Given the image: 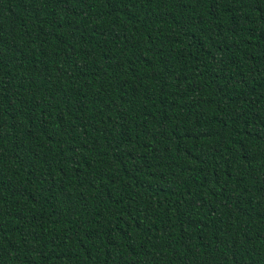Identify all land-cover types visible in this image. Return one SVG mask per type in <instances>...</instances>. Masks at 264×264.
<instances>
[{
    "label": "trees",
    "instance_id": "16d2710c",
    "mask_svg": "<svg viewBox=\"0 0 264 264\" xmlns=\"http://www.w3.org/2000/svg\"><path fill=\"white\" fill-rule=\"evenodd\" d=\"M0 264H264V0H0Z\"/></svg>",
    "mask_w": 264,
    "mask_h": 264
}]
</instances>
